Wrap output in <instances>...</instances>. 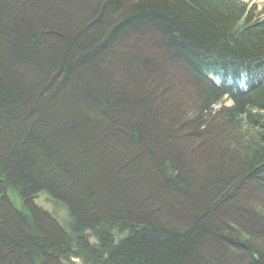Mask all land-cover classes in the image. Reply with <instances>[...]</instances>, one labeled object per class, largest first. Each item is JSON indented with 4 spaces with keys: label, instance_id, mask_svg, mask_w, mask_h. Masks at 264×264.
<instances>
[{
    "label": "trees",
    "instance_id": "obj_1",
    "mask_svg": "<svg viewBox=\"0 0 264 264\" xmlns=\"http://www.w3.org/2000/svg\"><path fill=\"white\" fill-rule=\"evenodd\" d=\"M72 259L264 264L257 6L0 0V264Z\"/></svg>",
    "mask_w": 264,
    "mask_h": 264
},
{
    "label": "rangeland",
    "instance_id": "obj_2",
    "mask_svg": "<svg viewBox=\"0 0 264 264\" xmlns=\"http://www.w3.org/2000/svg\"><path fill=\"white\" fill-rule=\"evenodd\" d=\"M243 1L249 5L257 6L258 10L264 12V0H243ZM189 93L190 92H186L185 97L187 95H190ZM190 98H191V96H190ZM231 105H232L231 101L227 98H224L220 104L213 107V110H218L221 107H230ZM8 196H9L10 200L14 203V205H16L17 207H20L19 206L20 200L16 194L9 191ZM46 196H47L46 194H41L37 198V200H34L35 205H37L42 210H44L47 213H49L50 215H52L60 224H62L61 221H63V219L66 217L65 210L61 206L54 207L55 205H60V204H54L53 205V202L48 198V196L47 197ZM91 242L94 243V242H96V240L91 239ZM72 264H82V263L80 260L72 259Z\"/></svg>",
    "mask_w": 264,
    "mask_h": 264
}]
</instances>
